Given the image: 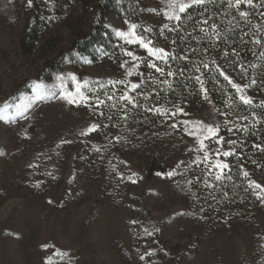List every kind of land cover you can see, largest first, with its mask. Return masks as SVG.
Returning <instances> with one entry per match:
<instances>
[{"label": "rangeland", "instance_id": "1", "mask_svg": "<svg viewBox=\"0 0 264 264\" xmlns=\"http://www.w3.org/2000/svg\"><path fill=\"white\" fill-rule=\"evenodd\" d=\"M99 1L0 0V264H264V191L252 186L254 205L216 222L190 194L197 177L220 174L216 161L227 163L219 131L232 120L203 82L200 110L166 106L154 118L122 119L141 61L164 50L152 54L162 48L139 35L141 24L110 13L103 25L126 45L120 67L75 53ZM179 2L146 0L143 23L167 27ZM37 12L41 40L25 57L20 42ZM60 56V71L46 65ZM212 56L240 99H264L247 70ZM249 176L264 188L263 173Z\"/></svg>", "mask_w": 264, "mask_h": 264}, {"label": "trees", "instance_id": "2", "mask_svg": "<svg viewBox=\"0 0 264 264\" xmlns=\"http://www.w3.org/2000/svg\"><path fill=\"white\" fill-rule=\"evenodd\" d=\"M58 6L59 10L63 8L62 3ZM97 8L96 21L74 37L75 53L120 67L126 45L103 25L110 13L141 24L139 35L164 50L159 58L146 55L141 61L138 87L128 103L129 111L123 109L120 117L147 120L158 116V110L166 106L200 110L204 105L203 82L221 118L232 120L231 127L225 125L219 131V139L231 155L227 156L229 168L221 179L197 177L190 193L194 209L212 222L227 212L248 211L256 201L249 174L264 175V99L245 104L216 70L212 55L222 53L229 65L247 70L258 87L264 88V0H253L251 5L243 0L239 5L236 0H205L202 5L192 4L179 20L164 28L143 23L150 10L146 0H100ZM241 12L247 15L241 16ZM43 18L39 12L34 14L20 42L21 55L31 56L37 48ZM62 61L63 57H54L46 65L58 72Z\"/></svg>", "mask_w": 264, "mask_h": 264}, {"label": "snow or ice", "instance_id": "3", "mask_svg": "<svg viewBox=\"0 0 264 264\" xmlns=\"http://www.w3.org/2000/svg\"><path fill=\"white\" fill-rule=\"evenodd\" d=\"M241 2H242V0H236V4H237V5H239ZM243 2H246V3H248L249 5H251V4L253 3V0H243ZM204 3H205V0H191V4H189V3H185V2H182V0H181V2H179V4H178L179 12H181V13L185 12L186 9H188L189 7L192 6V4H201V5H202V4H204ZM31 4H32V0H28V6H29V7L31 6ZM169 6L172 7L171 4H170ZM169 15H170V14H169ZM240 15H241V16H246L247 14L244 13V12H241ZM170 18H171V15H170ZM175 18H176L177 20L180 19L179 16H176ZM131 27H132V29H135V28H136V25H132ZM119 35H121V36H125V35H129V36H131L132 38L128 40L129 43L136 42V40L138 39V38L135 36V33H134V32H133V33H124V32H120ZM139 43H141L142 46L147 47V45L144 44V42H143L142 39L139 40ZM149 51H150L152 54H155V55H160V54L163 53V49H155V50H153V49H149ZM128 55H131V53H128ZM152 66L155 67V65H152ZM157 70H158V71H162L161 69H157ZM171 74H172V73H169V75H171ZM197 79H199V78H197ZM225 79H228V77L226 76ZM229 82L231 83V81H229ZM132 87L135 89L136 87H138V85H135V84H134V85H132ZM233 87H236L237 90L240 91V88H239L238 85H233ZM77 94H78V95L80 94V88H79V86H77ZM69 95H71V93H69ZM81 98L83 99L84 97H81ZM122 99H128V97H127V96H124V97H122ZM241 100H242L245 104H250V103H251V100H250L249 98L243 96V95L241 96ZM70 102H74V100H70ZM129 102H131V101H129ZM178 111H182V110H181V109H178ZM205 127H206V131H207L208 133H210V134H212V135H215V134H216V129L212 128L211 126H205ZM94 128H95V126H93V128L90 129V130H94ZM201 145H202V147H203V141H201ZM223 155H224V156H229V155H231V153L225 151V152L223 153ZM205 159H207V154L205 155ZM213 166L221 170L220 174H218V175L216 176V179H217V180H219V179L222 178L223 170L229 168V165H228L227 163H223V162H221V161H216L215 164H214ZM169 175H171V173H169ZM244 175L247 177V176H248V173H247V172H244ZM250 183H251V186H253V187L257 188V189H261V191H264V188H262L261 185H260L259 183H255V182H250ZM141 259H143V257H141Z\"/></svg>", "mask_w": 264, "mask_h": 264}]
</instances>
